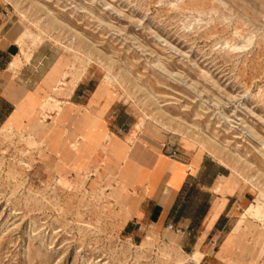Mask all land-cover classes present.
<instances>
[{"label":"rangeland","instance_id":"374dc122","mask_svg":"<svg viewBox=\"0 0 264 264\" xmlns=\"http://www.w3.org/2000/svg\"><path fill=\"white\" fill-rule=\"evenodd\" d=\"M0 1L42 58L0 128V264H264V0ZM146 131L247 190L218 263L126 223L117 174Z\"/></svg>","mask_w":264,"mask_h":264},{"label":"crops","instance_id":"0c3cea01","mask_svg":"<svg viewBox=\"0 0 264 264\" xmlns=\"http://www.w3.org/2000/svg\"><path fill=\"white\" fill-rule=\"evenodd\" d=\"M22 39L23 29L14 12L0 1V128L39 84L32 74L42 58L32 52L25 60ZM144 135L148 146L128 150L117 174L118 186L134 194L127 205L133 212L130 216L129 211L126 223L134 221L153 230L172 223L185 231L179 234L181 251L189 254L197 246L200 260L209 257L218 263L221 256L210 250L218 237L228 233L225 228L234 211L245 206L247 190L238 180L228 179L224 166L189 143H175L150 131ZM170 150L172 157L163 153Z\"/></svg>","mask_w":264,"mask_h":264},{"label":"built area","instance_id":"2783aa9c","mask_svg":"<svg viewBox=\"0 0 264 264\" xmlns=\"http://www.w3.org/2000/svg\"><path fill=\"white\" fill-rule=\"evenodd\" d=\"M173 155H174V151H173V150H170V151L168 152V156H169V157H172ZM165 228H166L167 230H170V231H172V232H174V233H177V234H183V233L185 232V231L182 230L181 228H177V227L173 226L172 223H167L166 226H165Z\"/></svg>","mask_w":264,"mask_h":264},{"label":"bare ground","instance_id":"6f19581e","mask_svg":"<svg viewBox=\"0 0 264 264\" xmlns=\"http://www.w3.org/2000/svg\"><path fill=\"white\" fill-rule=\"evenodd\" d=\"M13 65V64H12ZM170 120V119H169Z\"/></svg>","mask_w":264,"mask_h":264}]
</instances>
